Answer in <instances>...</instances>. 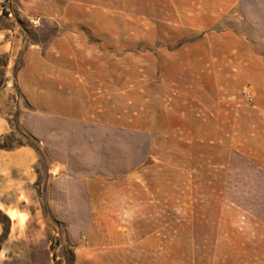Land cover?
I'll use <instances>...</instances> for the list:
<instances>
[{"label": "rangeland", "instance_id": "1", "mask_svg": "<svg viewBox=\"0 0 264 264\" xmlns=\"http://www.w3.org/2000/svg\"><path fill=\"white\" fill-rule=\"evenodd\" d=\"M229 1L2 0L0 264H75V248L89 247L91 236L89 205L81 201L85 192L90 194L92 190L88 177L90 156L87 163L78 160V124L67 123L65 119L69 115L64 106L69 102H65L64 92L57 93L53 97L57 106L42 107L44 93L22 85L27 78L23 70L28 66L40 72L43 68H74L75 60L67 55H128V59H116L114 65L129 68L131 80L138 79L133 75L138 70L157 68V78L167 90L193 88L198 98L212 104L218 100V82L213 76L190 72L189 69L204 65L197 59L198 55L192 60L186 49L225 14L222 10ZM225 15L234 21L235 13ZM141 55H147V59H140ZM100 62L111 63L106 59ZM216 62L214 58L211 61ZM221 85L226 88L227 103L237 101L250 106L254 102L249 88L255 89L258 85L247 83L238 92L233 76H226ZM164 94L170 92L164 91ZM68 100L72 105L70 110L78 109V91L68 93ZM133 101L132 97V105ZM129 110L132 117L137 113L133 106ZM226 111V121L210 126L218 135L213 143H196L192 154L182 155L186 144L162 137L159 147L164 153L146 156L145 166H155L148 168L145 178L161 183L157 188L161 195L187 194L193 199L191 204H179L180 218L174 230L177 235L173 237L178 241L179 250L163 252V264H203V252L189 250L188 244L201 245L209 229V220H204V192L228 191L233 196L235 190L209 186L225 181L230 185L236 180L253 181L254 188L241 189L243 202H250V198L256 203L264 202V186L256 185L264 182V172L253 167L264 164V122L253 121V115L244 112L236 134L234 109ZM201 127L207 130L205 124L198 125L199 130ZM87 142L90 144L84 141ZM123 142L117 138L109 142V148L115 151L111 158L116 167L122 164ZM83 147L86 148L85 144ZM43 192L50 215L42 204ZM52 204L66 217L59 219L52 211ZM77 208L78 221L74 218ZM183 209H189L190 213H182ZM170 222L164 218L163 228H170L167 226ZM215 222L211 221V225ZM169 241L168 233L163 236V243ZM78 264L85 262L78 261Z\"/></svg>", "mask_w": 264, "mask_h": 264}, {"label": "crops", "instance_id": "2", "mask_svg": "<svg viewBox=\"0 0 264 264\" xmlns=\"http://www.w3.org/2000/svg\"><path fill=\"white\" fill-rule=\"evenodd\" d=\"M229 2L222 11L235 13L234 21L224 14L213 24L208 23L207 32L186 49L192 60L198 55L197 59L204 65L189 69L190 72L213 76L218 82V100L212 104L198 98L193 88L167 90L157 78V68L138 70L133 73L138 79L131 80L129 68L114 65L116 59L125 60L128 55H67L75 60L74 68H43L40 72L28 66L23 70L27 78L22 85L44 93L41 106L45 109L57 106L53 101L55 94L65 93V102H69L64 106L69 115L65 116L66 122L78 124V160L87 163V156H90L91 170L87 176L92 190L90 194L85 192L81 200L89 205L90 244L80 250L75 248V264L78 261L85 264H163V252L179 250L178 241L173 240L180 218L179 204H191L193 199L187 194L161 195L157 190L161 183L145 178L148 168L155 166H145L146 156L164 153L159 147L162 137L186 144L182 155L192 154L196 143H213L218 135L210 126L227 120V108L234 109L236 134L237 125L243 123L244 112L252 114L253 121L264 122V0ZM2 38L0 35V40ZM212 57L216 63H211ZM101 59L111 63L103 64ZM140 59H147V55H141ZM147 76H151L150 79L147 80ZM226 76L235 78L238 92H242L247 83L258 85L255 89L249 88L254 96L252 105L226 102V88L221 85ZM71 91H78V109L74 112L68 100ZM164 91L170 94L165 95ZM131 106L137 108L133 117ZM116 108L119 111L116 112ZM204 124L207 130L202 127L199 130L198 125ZM116 138L124 141L122 164L117 167L111 158L114 148H109V142L113 143ZM85 140L90 144L84 143ZM253 167L264 172V164ZM185 184L189 186V182ZM230 184L225 181L209 188L234 187L233 196L228 191L204 192V220H209V229L201 245L188 244V249L201 250L203 264H264V202L256 203L254 198L243 202L241 189L254 188L253 181L236 180L234 185ZM256 185L263 187L264 182ZM75 203L78 205V199ZM54 205L51 208L58 218L66 217ZM76 210L74 218L78 221V208ZM188 210L183 209L182 213L187 215ZM164 218L171 220L167 225L170 228H163ZM214 220L217 222L212 226ZM168 233L170 241L163 243V236Z\"/></svg>", "mask_w": 264, "mask_h": 264}, {"label": "trees", "instance_id": "3", "mask_svg": "<svg viewBox=\"0 0 264 264\" xmlns=\"http://www.w3.org/2000/svg\"><path fill=\"white\" fill-rule=\"evenodd\" d=\"M15 128L17 130V125L15 126ZM32 148L34 149V151L36 152V154H38L39 156H41L40 153H39V151L35 147H32ZM41 198H42V204H43V206L45 207L47 213L50 215V212H49L48 206H47V202H46V199H45V192L42 193Z\"/></svg>", "mask_w": 264, "mask_h": 264}]
</instances>
